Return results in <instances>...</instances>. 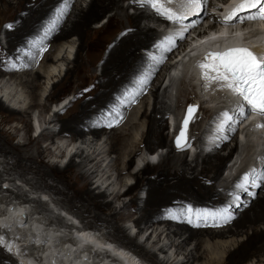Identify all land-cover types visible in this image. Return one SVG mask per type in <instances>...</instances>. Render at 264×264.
I'll use <instances>...</instances> for the list:
<instances>
[{"label": "bare ground", "instance_id": "1", "mask_svg": "<svg viewBox=\"0 0 264 264\" xmlns=\"http://www.w3.org/2000/svg\"><path fill=\"white\" fill-rule=\"evenodd\" d=\"M14 1L15 5H11L12 3L8 0H0V25L4 22H7L8 25H12L11 28L7 27L6 31V38L9 43L8 50L2 51L0 49V74L4 72L12 74V77L17 83L28 91V94L33 101L37 100L40 96V92L37 91L41 86L38 83L41 73L38 71L34 74L29 73L32 56L26 55L24 51L31 46L32 41L35 42L34 40L36 38H38V40L40 39L38 46L40 44L44 46V48L46 47V50L40 56V62L44 65L43 67L49 64L48 68H51L49 70L50 73L52 68H54L55 63L59 60L56 61L51 57L52 52L56 51L55 47H57V44L60 45V41L65 40L71 34H76L82 39L84 48L88 52L87 72H91V67L97 59L96 51L102 49L104 43L110 44L111 48L109 50V55L102 63L101 75H91L93 82L90 83L88 90L83 94L82 104L79 108H76L71 115H68L65 118L58 117L56 120H53L48 124L55 121H61V135L81 136L82 133L88 132L92 134L94 138H98L99 136L106 134L108 131L107 140L110 145V151L117 154V157L113 162V167L119 175L117 179L118 184L125 187L127 183L119 179L124 173L123 169L144 162V158L142 157L141 159L139 158L140 161H138L139 159H136L137 161L134 162V158L139 154L138 149L141 146H145L149 152L152 151L151 153H154V144L165 146L167 143L168 134L166 135L164 133L169 128V125L164 109L157 102V97L158 91L160 90L159 88L162 86L161 84L164 80L167 79L169 81L170 79L174 82L178 79L175 75L169 77L168 74V70L174 65L172 62L175 58L173 50H176L177 55L179 53L183 54L179 56L177 62L178 68L186 70L190 75L192 74L196 81L195 86L204 90V84L206 82L201 79L200 69L198 68V64L202 60L201 58L199 60L197 56L203 51L206 43L214 42L213 45L216 44L218 47H226L239 43H250L253 46L252 49L255 51L264 49V46H262L263 39L261 33H251L249 34V37H245L242 32H232V29L230 28L233 25L232 22L227 23L224 21H217V18L213 13L216 10H219V12L221 11V8L217 5L218 0H202L199 6L187 5L185 0V8L194 11L195 14L192 17L191 27L187 30V33L196 28L199 29L198 27H200L201 24V22L198 23L199 16H204L205 20L214 22L217 26H215V24L212 26L214 29H210V34L205 37L203 42L196 40L187 43L186 40L179 39L176 44L168 45L163 53L160 54L159 58H155L156 60H147L146 58L149 56H145L140 52L141 48H148L153 45V41L158 36V30L151 27L149 22L153 20L156 22H163L165 25L171 27V31H173L176 26L172 21L159 15L150 5L142 4L140 0H130L129 2L130 7L136 10L133 15L126 14V9L119 5L121 0H90L87 5L83 4L84 6L82 3L75 4L70 14L69 6L71 4L73 5V0ZM66 5L67 10L64 15H61L60 12L62 9H65ZM169 5L175 6L181 4L179 3V0H177L176 3ZM62 6L63 8L61 9ZM234 7L235 4L233 3L228 7L229 11ZM148 8L152 10V14L143 10ZM109 10H112L114 13L108 18L104 34L102 33V35H98L99 31L93 29L92 24H98L100 17H103L105 12ZM122 13L123 17H121V15L119 17L118 14ZM51 18H55L54 27H52L53 24L47 26L51 21ZM44 19L48 20L45 21ZM145 21L147 24L140 26V24ZM178 27H182V25L179 24ZM41 33H43V35H41ZM192 34L194 33L192 32ZM198 34L199 33H197L196 36H198ZM206 34L208 33L202 34V36ZM115 36L117 37L115 38ZM245 39L248 40L245 41ZM169 47L171 48L170 51L167 50ZM58 50L59 49L57 48V51ZM170 55H173L172 59ZM62 59L64 60L65 58L61 57L60 60ZM74 60L75 65L71 77L76 78L77 80L83 79L85 77L84 68H86V63L80 55ZM193 60L195 61L194 64ZM166 62L169 66L165 65ZM16 67H22L25 69V73L23 72L22 77L20 75H15L14 72L16 71ZM82 73L84 76L81 75ZM171 73L174 72L171 71ZM140 76L148 78V83L143 89H138L133 82V79H137V77ZM70 83L71 81L69 80L65 84L69 85ZM212 87L210 88L217 91L216 94L220 97L225 96L226 98L227 96L225 94H230L227 90L221 91L217 89L218 87L215 85ZM57 88L62 89L64 86L59 85ZM124 92L131 93L126 97H123ZM146 92H150V96L154 101L150 113H147L148 111L145 109V105L148 104V97L145 98L147 95ZM213 94L215 93L213 92L211 96ZM79 95H81V93H79ZM202 95L203 98L210 97V95L206 96L204 92ZM121 96L123 97V100L119 104L115 103V106L118 107L119 111L115 109L116 111H113L114 113L111 114L110 118H105L104 112L107 111V107L113 106L115 98ZM60 101H57L56 103ZM134 101H140V104L144 107V110L141 113L134 110L135 108H132V103ZM194 101L198 103V114L194 115L189 125L187 145L190 146L194 143V140H196L195 137L191 138V136L193 131L197 130L196 128L199 127L203 115L201 102L196 99ZM189 102V100H186L185 106ZM66 106H63L64 108L61 109L59 113L63 112L67 108ZM46 107L42 106V111L47 110ZM199 111H202V115H199ZM3 114L12 115V117L20 116L21 118H25L24 114H27V112L23 110L9 109L8 107L5 108L3 104H0V115L2 116ZM136 114H140L137 122L143 120L146 126V131L139 142L136 141L131 134V130L138 125L136 120H134L136 119ZM99 115H101L102 118L99 119ZM156 115H159V117ZM233 116L235 115L233 114ZM31 122L32 120L29 122L25 121V126H30L31 131L34 132L35 128L33 129V127H31ZM175 122L177 124L178 120ZM1 124L2 123H0V127ZM109 124L112 126L109 127ZM257 125L260 124L257 123ZM248 127L252 128L250 124L247 128ZM255 130L256 128L254 131ZM257 131L259 130H256V133ZM16 133H18V131ZM40 134L41 133H38L39 136L37 135V139H34L36 145L39 144L41 138L44 139L45 136H47V134ZM233 134L234 136H231ZM246 134L247 129H244L241 140L242 144H245L244 136ZM252 134H254V132ZM0 135L3 137L1 139L2 141H0V154L4 157H13L17 162H21L22 159H24L19 150L21 146H13L11 144L13 138L16 139L18 134L13 135L12 132L6 133L0 129ZM53 136H55V134L51 133V135L47 136L46 140ZM228 141H236L235 144L237 143L236 132L231 130L226 131L220 141L213 146V148L216 146L219 149L205 155V157L201 158L199 162L197 160L196 165L193 167L186 162L187 157L190 156V153L188 154L187 152V148L190 146L175 149L182 152V156H175L172 154L174 149H170L167 156L161 160L158 159L160 161L155 160V163H153L154 166L145 163L144 166H150H146L140 173L137 172L135 174L137 181L134 186L128 187L125 193L121 194L115 192L113 194V199L115 200L114 203L106 201L105 191H100L95 194L93 190L90 189L93 184L92 179L88 175L78 172L80 166L73 163V158L68 161L63 170L57 169V165L55 164L47 165L44 170L45 172L43 171V176L57 180L62 185L66 184L69 189L72 190V198L79 203L80 207L83 209V212L80 214L87 219V225H80L79 222H77L78 220L73 216L68 215L63 216L67 222L70 223L69 225L64 223L63 219L60 220L56 218V220H47V218L43 219L42 216V219L39 218L41 221L38 219H34V221L32 217L29 218L31 215L28 217V213L26 214V218H29V220L27 221L25 218L27 222L25 221L23 225H21L23 217H20L21 213L19 212L21 211L25 214L26 209L31 212V207L26 203L28 200H23V202H17V205H13L12 200L6 201L0 198V202L5 205H2L3 207L0 206V234H12L13 238L8 240L5 239L6 242L4 243L11 246L10 248L13 250V254H16L15 256L18 257L17 259L21 264H136L127 258V256H129L128 253L117 249L116 244L107 243L104 240V237H101L99 232H96L100 229L94 230L91 228L93 226L97 227V224H105L109 229L116 232L117 236L120 235V238L127 239V235L124 232L125 227L117 225V222L122 218L114 211V205L119 202L125 194L131 193L135 188L146 186L148 196L142 207L136 209L139 216L134 220V223L146 225L151 224L152 226L156 225L157 227L164 225V229L158 233L157 228L152 231L153 234H157L151 245L157 247L160 242V237L164 236V239L170 243V247L174 248L172 258H169L166 261L160 259V262L157 263L242 264L250 258L256 259L257 262H262L261 259H264V181H261V174L258 173H254V176L251 177L253 174L252 171H254L252 170V167L250 173L249 170H247L241 174L242 176H249L250 180L247 183L242 180L241 175L235 178L234 181L237 185H244L243 187H239L240 192L248 190L246 188L249 187L250 182H252V184H254L253 187L262 190L261 196L258 198L253 197V200L249 198V208L241 212L238 211V215L233 213L234 216H231L232 219L230 220L231 225H229L228 222H225L226 224L223 225V227L220 228V225L218 226L220 230L215 231L213 228L202 227L204 218L197 219L194 217L195 220L198 221V224L196 227H192V224L191 226L188 225L185 222V219L183 220L181 217V214L184 215V210L189 205L213 206V208H200L211 211H217L221 208L228 209L236 206L235 201H230L228 204H225L221 200L222 198L220 199V192H222L224 188H217L216 186L218 185L216 180L221 176L224 163L228 159H231L233 153V150H230L226 155L223 154V152L226 151L227 145L229 146ZM30 143L32 142L29 141L26 144H23L22 147H25ZM89 144H91V142ZM45 150L50 152V149L47 147ZM38 155H41V152ZM81 155L79 157H81ZM98 156L99 154L90 160V163L96 161L94 171L90 176L95 173L97 174L100 163V160H97ZM64 157L65 156L62 155L59 158L63 159ZM124 159L126 160L124 161ZM39 162L41 163V161ZM259 162L262 163V160ZM123 166L124 168H122ZM198 167L200 168L199 170ZM262 168H264V164L262 165ZM73 172H76V175L71 176L70 174H73ZM108 186H110V184ZM47 188L51 191L55 190L54 187ZM230 194L233 197L236 196L231 190ZM136 200V195H133L130 204L127 206L125 205L122 208H136ZM24 203H26L27 206H25ZM10 204H12L13 207L9 208L8 206ZM70 205L74 207L73 204ZM244 207L245 206L242 205L237 209H244ZM169 211L180 213L178 216L179 219L176 220L173 218V215H171ZM228 214L230 213L228 212ZM206 219L215 220L214 224H217L216 219L211 217H207ZM74 224H78L79 227L76 228ZM141 234L142 233L140 232L135 237L137 238ZM17 236L22 238L17 240ZM237 237H244V239L236 241ZM141 239L144 238L142 237ZM150 239V235H148L145 238L144 243H148ZM0 240H2V236H0ZM29 240L39 244L34 248L35 250H33V252L32 249L29 248ZM190 245H192V249L189 250L187 247ZM23 246H26L27 248H22ZM132 247V249L142 254L143 251L136 245ZM16 248L17 253H15L16 251L14 250ZM165 248L166 245L161 246L158 251L166 253ZM25 249L26 253L30 251L31 254H26ZM179 256L182 258L177 261L176 258ZM145 258L152 259L150 255H146ZM4 259L5 258L3 257V260ZM1 261L2 260L0 259V262Z\"/></svg>", "mask_w": 264, "mask_h": 264}, {"label": "rangeland", "instance_id": "2", "mask_svg": "<svg viewBox=\"0 0 264 264\" xmlns=\"http://www.w3.org/2000/svg\"><path fill=\"white\" fill-rule=\"evenodd\" d=\"M8 1L12 3L11 5H15L14 0H8ZM89 2L90 0H73V5L71 4L69 6V14L72 11V8L75 4L82 3V5L83 4L87 5ZM129 2L130 0H121L119 2V5L126 9V14L133 15L136 12V10L130 7ZM62 8L63 6L61 7V9ZM143 10L152 14L151 12L152 10H150V8L143 9ZM217 12H219V10H216L214 12V15H216ZM113 13L114 12L112 10L105 12L104 16L100 17L101 20L100 19L98 20L99 21L98 24L97 23L92 24V28L99 31L98 35H102V33L104 34V31L106 30V26L108 23V18ZM118 15L119 17L120 15L121 17H123L122 16L123 13L118 14ZM44 20L46 21L48 19H44ZM50 20L51 21L48 23L47 26H51L52 24L55 25V18H51ZM205 21L206 20L204 16H199L198 23L201 22L200 26ZM155 22L156 21L153 20L149 22V25L156 29ZM144 24H147V22L146 21L142 22L140 26H143ZM6 25H8L7 22H4L0 25V49L2 51H7L9 47L8 45L9 43L6 38V31H7ZM157 32H158L157 34L159 35L160 32L159 31ZM191 32L192 31H190L189 33ZM41 35H43V33H41ZM187 36L188 35L181 37L180 40L181 39L186 40ZM116 37L117 36H115V38ZM39 40L38 38H36L34 41L37 43L32 41V44H31L32 47L30 46L31 48L28 47L24 51L26 55L32 56V61L30 62L31 65L29 68V73L34 74L37 71L41 73V77L38 82L39 85L41 86H40V89L37 91V92H40L39 93L40 96L38 97L37 100L33 101L30 98L28 91L23 86L17 83V81L12 77V74L8 72H4L0 74V104H3L5 108L8 107L9 109L23 110L27 112V114H24L25 118H21L20 116L12 117V115H7V114H3L2 116L0 115V123H2L0 129L6 133L12 132L13 135L18 134V137L16 139L13 138V140L11 141V144L13 146H16V145L21 146L19 150L21 151L22 156L24 158L22 159L21 162H17L13 157L5 156L6 157L5 158L4 156L0 154V198L6 201L8 200L10 201L12 200V202L15 201V203L23 202V200L25 201L28 200L26 203H28V206L31 207L30 208L31 212L29 213V215L32 216L33 220L38 219L39 221H41L40 219H42V217L43 219L47 218V220L49 219L56 220V218L62 220V218L60 217L61 215L62 216L68 215V216H73L76 220H78L77 222H79L80 225L82 224L83 226H85L87 225V219H85V216H82L80 214L81 212H83V209L80 207L79 203L73 200L72 190H70L66 184L62 185L57 180L50 179V178L43 176L44 175L43 171L45 170V167L47 165L49 166V165L55 164L57 165L56 166L57 169L63 170L65 166L67 165L68 161L73 158L72 159L73 163H75V165L80 166L78 172L88 175L92 179L93 184L90 189L93 190L95 194L100 191H105L106 201H110L113 203L115 202V200L113 199L114 198L113 194L115 192H119L121 194L125 193L128 187L134 186L137 181L135 178V174L137 172L140 173L146 166H150V165L144 166L145 162H142V163L136 164L137 166L134 164L130 166L129 168H124L123 166L122 168H124L123 169L124 173L121 175V178L119 179L125 181V183L127 184H126V187L123 185H119L118 180H117L119 175L117 171L115 170V168L113 167V162L115 161L117 154L110 151V145L107 140L108 131L106 132V134H103L99 136L98 138H94V136L88 132L82 133L81 136H72V135H66V134L61 135L60 134L62 132L61 121L60 122L55 121L51 124H48L49 122L56 120V118L58 117L65 118L66 116L71 115L76 108H79V106L82 104L81 102H82L83 94L88 90L90 83L93 82V78L91 77V75H95V76L101 75L102 63L107 59L109 55V50L111 48L110 44L104 43L102 49H99L98 51H96L97 59L94 61V65L91 67V72L90 71L87 72V58H88L87 53L88 52L84 48L82 39H80L78 35L76 34H71L65 40L60 41V45L57 44V47H55L56 51L52 52L51 57H53L56 61L58 59L59 60L55 63V66L54 68H52L51 73H50L49 70L51 68L50 69L48 68L49 64L43 67L44 65L40 62L41 60L40 56L42 55V53H44V51L46 50V47L44 48V46L40 44L38 46ZM57 48L59 49L58 50L59 52L57 51ZM176 53H177L176 50H173V55ZM79 55L84 59V62L86 63V68H84L85 77L83 79L77 80L76 78L71 77V74L74 70V65H75L74 59H76V57ZM152 55L154 59L155 58L157 59L160 56V55L158 56L157 52H152ZM173 55H170L171 59L173 58ZM61 57L65 59L60 60ZM174 61L175 60H173L172 62L175 63ZM194 62L195 61L193 60V64ZM168 64H169V60H168ZM168 64L167 62L165 63V65H168ZM15 69L16 71L14 73L17 76L20 75L22 77L23 72L25 73V69H23L22 67H16ZM81 75H83V73ZM143 78L144 76H140V77H137V79L136 78L133 79V82L136 84L138 89H141V88L143 89L146 87V84L143 86L140 85V80ZM69 80L71 81V83L69 85L65 84ZM59 85L64 86V88L58 89L57 86ZM161 85L162 86L159 88L160 90L158 91V97H157L158 101L157 102L164 109V113L166 114V117L168 116L172 117L174 115L178 116L177 118H175V121H177L179 117L181 116L186 100H189L190 102L191 101L194 102V100L196 99L199 102H201L202 104L201 110L203 111V115L201 114L202 111H199L200 112L199 115H202L201 117L202 121L204 120L205 117L207 118L208 115H213L214 113H216L217 110L215 109V107H217L221 103V101L218 102V97L220 96L216 94L217 91H215L214 89L212 90L209 87H204V90H201V88H198V86L194 87L192 83L190 82V79L186 80L185 78L182 77L180 79H176L174 82L171 81L170 79L169 81L166 79L163 81ZM79 91H82V92H79ZM203 92L206 94V96L210 95L208 99L211 101V103L213 102L210 107V113H208L207 115H205V113L207 112V107L209 106H208V102L205 99H203V95H202ZM213 92L215 94L211 96ZM79 93H81V95H79ZM129 93L124 92L123 97H126ZM218 93H219V90H218ZM146 94L147 95L145 98L148 97V100H147L148 104L145 105V109L148 111L147 113H150L154 101H153V98L150 96V92H146ZM123 97L122 96L116 97L114 105L107 107V111L104 112L105 118H110L111 114L114 113L113 111H116V110L119 111L118 107L115 105L119 104L123 100ZM62 99L67 101L66 103L67 106L65 105L67 108L63 112L59 113L60 112L59 110L57 114V112L53 113L51 111L50 112L48 111L49 104L55 105L57 101H60ZM139 104H140V101H134L132 103L134 107L132 106V108L133 109L135 108L134 110H137V112L141 113L144 110L143 109L144 107L141 104L140 105ZM42 106H45V107L47 106L46 107L47 110L42 111V108H41ZM135 116H136V119L134 120H136L137 122L138 116H140V114H136ZM156 116L159 117V115H156ZM98 117L99 119L102 118L101 115H99ZM234 118L235 117H233V120L231 121V123L228 124L227 128L228 130L236 132L235 128L239 127L240 121ZM31 120H32L31 127H33V129L35 128L34 132L31 131L30 126L28 127L25 126V121L29 122ZM137 124H138L137 127L131 130L132 133L131 132L130 133L132 134V137L135 138V140L139 142V140L142 138V135L146 131V126L143 120H141V122H137ZM251 127L253 129L248 127L247 134L244 136L245 144L239 145L238 143L235 144L236 141H231V142L228 141L229 146L228 145L227 147L225 146L226 151H224L223 154L226 155L228 151L230 150H233V153H232L231 159H228L224 163L221 176L216 180V183L218 184L216 185L217 188H224V190L220 192V199L222 198L221 200L224 203H225V196L230 194V190L232 189L231 187L232 181H234L235 178L243 174L245 168L249 167L248 170L250 173V169L252 167V170L254 171L251 170L253 173L251 177L254 176V173H258V174L264 173V168H262V165L264 164V127H258L256 124H254V127L253 125ZM255 128L256 130H259L260 132L257 131L256 133V130L254 131ZM36 129H38L39 133L43 135L47 134L48 136V135H51V133H54L55 136L47 140H46L47 136H45V138L44 137H43L44 139L41 138L39 141V144L36 145L34 142V139H37V137L39 136L38 133L35 132ZM17 131L18 133H16ZM196 131L197 130L193 131L191 138H194L196 136ZM253 132L255 135L252 134ZM164 134L166 135L168 134V129L167 131H165ZM231 136H234V134ZM2 138L3 137L0 135V141H2L1 140ZM29 141H31L32 143H30L29 145L25 147H22L23 144H26ZM90 142L91 144H89ZM46 147L50 149V152L45 150ZM170 149H174V148L172 147L171 140L169 139V137H168V140L165 146L154 144L153 151L155 154V160L156 161L158 159L161 160L162 158L167 156ZM218 149L219 148L215 146L211 150L202 152L200 150L197 151L194 147V151L191 152L190 156L187 157L186 162L188 165H191L193 167L196 165L197 160L199 162L201 158L205 157V155L215 152ZM40 152H41V155H38ZM151 152H149L145 146H141L138 149V153H139L138 156L134 158V162L137 161L136 159H139V158L141 159V157L144 158L145 153H151ZM74 154H77V155H74ZM98 154L99 156L97 157V160H100V163H99L97 174L95 173L94 175L90 176L91 173L94 171V166L96 164V161H92L90 163V160L96 157ZM172 154H174L175 156L183 155L182 152L177 151L175 149L172 152ZM62 155L65 157L63 159L59 158ZM80 155L81 157H79ZM140 159L138 161H140ZM125 160L126 159H124V161ZM261 160H262V163L259 162ZM39 161H41V163ZM151 165L154 166V164H151ZM232 166H235L233 167V171H232L233 175L230 174ZM199 169L200 168L198 167V170ZM70 175L71 176L76 175V172H73V174L71 173ZM261 181L263 182L264 180L261 179ZM109 184L110 186H108ZM253 185L254 184L250 182L249 187L246 188L248 190L241 192L239 197L243 198L247 193H249L252 190H254V194L251 197L252 200L254 199L253 197H257V198L260 197L262 190L259 188L253 187ZM47 187H54L55 190L51 191ZM133 195H136V199H137L136 208L134 209L124 208L123 209L122 208L123 206L125 205L127 206L130 204L133 198ZM147 196H148L147 187L140 186V187L135 188V190H133L131 193L125 194L122 197V199L114 205L115 206L114 211L117 212L118 215H120L122 218L121 220L117 222V225L125 227L124 232L127 235V239L120 238V235L117 236L116 232L109 229L108 226H106L105 224H100V225L97 224L96 225L97 227L93 226L92 228L91 227L90 228L94 230L100 229L99 231H96V232H99L101 237H104V240L105 238H107L108 240L110 239V241L112 240V242L116 245H124V246L126 245V246H129L130 249L133 248L132 246L136 245L138 248H140L143 251L142 254H140V252L134 249L132 250L135 251L137 254H139L141 256L140 258L142 259L147 260L148 258H145L146 255L147 256L150 255L152 258L157 255L161 260L166 261L169 258H172L174 254V248L170 247V243L166 239H164V236L160 237V242L158 243L157 247L156 246L153 247L151 245V243L155 240L156 234L159 231L164 229V225H160L157 227L156 225L152 226L151 224L146 225V224H135L134 223V220L139 216L136 209H139L142 207L143 203L147 199ZM26 203H24L25 206H27ZM69 203L73 204L74 207H72ZM248 204L244 205L245 206L244 209H241V208L237 209L234 207L228 208V212L230 213L231 216H234L233 213H235V215H238L239 214L238 211L241 212L249 208ZM2 205L5 206L4 203L0 202L1 207H3ZM192 207L198 208V209L203 208V207L213 208V206H209V205L192 206ZM169 212L171 213V215H173V218L175 217L176 220L179 219L178 216L180 213L176 211L175 213L172 211H169ZM181 217L183 220L185 219V222L188 225L191 226L192 224V227H196L198 224V221H196L194 218L195 216H192V220H193L192 223L188 222V219L185 215L181 214ZM200 219H203V218H200ZM214 221L215 220H208L204 218L202 227L203 228L205 227L213 228L215 229V231H217V230H220V228L226 224L225 221L219 217L216 218L217 224H214ZM228 224L231 225V222L228 221ZM219 225H220V228L218 227ZM198 226H201V225H198ZM155 228H157V233L153 234L152 231L155 230ZM140 232L142 234L136 238L135 236ZM9 234L10 233L8 234L4 233L3 235L0 234V236H2V240H0V259L2 261L0 262V264H21L19 263L20 261H18L13 255L7 252L6 243H4L6 242L5 239L8 240V239L13 238L12 234L11 235ZM148 235H150L151 239L148 243H144V240ZM142 237L144 239H141ZM243 239L244 237H237L236 241H241ZM164 245H166V248H165L166 253H161L160 251H158V249ZM10 247L11 246H9V248ZM187 248L189 250L192 249V245L188 246ZM14 250L16 251L15 253H17V248ZM25 253H26V249H25ZM26 254H31V253L29 251ZM3 257L6 260L5 259L3 260ZM181 258L182 257L179 256L176 258V260L179 261ZM261 260L262 262H257L256 259L250 258L242 264H264V259H261Z\"/></svg>", "mask_w": 264, "mask_h": 264}, {"label": "snow or ice", "instance_id": "3", "mask_svg": "<svg viewBox=\"0 0 264 264\" xmlns=\"http://www.w3.org/2000/svg\"><path fill=\"white\" fill-rule=\"evenodd\" d=\"M142 4L150 5L155 11L173 23H179L185 18L184 15L178 11L167 7L169 4L176 3L177 0H140ZM181 6H184L185 0H179ZM187 5L199 6L201 0H186ZM257 8L260 12V18L264 19V0H239V3L231 10L225 17L226 21H231L238 17L240 12L247 9ZM67 10L62 9L60 14L64 15ZM255 19V17H252ZM55 25H53L54 27ZM11 28L12 25H6ZM167 50H171L169 47ZM200 69V76L205 81V87L217 86L219 90H227L232 95L239 97L243 104L239 105L241 115H244V108L247 106L249 113L256 112L260 117H264V53H258L248 47H230L222 52H209L205 55L203 60L198 64ZM148 83V78L144 77L140 80V85L143 86ZM197 105H189L187 115L183 121L184 128L181 129L180 135L176 139L177 147H182L181 138L185 136V128L189 123V118L196 110ZM233 120L227 111L222 113V121L218 129L222 130L225 124ZM109 127L112 125L109 124ZM264 127V124L257 125ZM185 143L183 147H188ZM260 179L264 180V173L261 174ZM245 183L249 180V176L243 177ZM243 184H238L237 187H243ZM258 186V185H257ZM184 215L188 222H192V216L197 219L217 217L223 219L226 223L232 219L228 214L227 208H221L217 211L208 209H198L188 206L184 210ZM175 218V217H174Z\"/></svg>", "mask_w": 264, "mask_h": 264}, {"label": "water", "instance_id": "4", "mask_svg": "<svg viewBox=\"0 0 264 264\" xmlns=\"http://www.w3.org/2000/svg\"><path fill=\"white\" fill-rule=\"evenodd\" d=\"M192 105H197V104L194 103V104H192ZM188 106H189V105H186V106L184 107V109H183V113H182V116H181V118H180V120H179V123H178V129H177L175 135L173 136V138H172V140H171V144H172V147H173L174 149H180V148L183 147V145H184L185 143H187V140H188V130H189L190 122H191L192 118L194 117V115H195V114H198V110H197L198 107H197L196 110L194 111V113L192 114V116L189 118V123H188L187 127L184 129V130H185V136L181 138V145H182V147L178 148V147H177V143H176V139H177V137L180 135V131H181V129L184 128L183 121H184V119H185V117H186V115H187V109H188Z\"/></svg>", "mask_w": 264, "mask_h": 264}]
</instances>
